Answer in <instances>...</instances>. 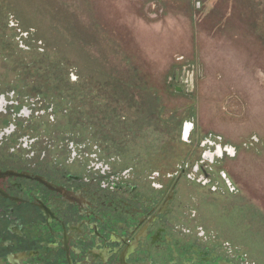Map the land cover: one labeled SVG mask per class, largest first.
Wrapping results in <instances>:
<instances>
[{
  "label": "flooded vegetation",
  "instance_id": "1",
  "mask_svg": "<svg viewBox=\"0 0 264 264\" xmlns=\"http://www.w3.org/2000/svg\"><path fill=\"white\" fill-rule=\"evenodd\" d=\"M8 18L0 22V32H11L0 36V264H245L205 226L214 219L203 212L204 199L236 191L218 165L231 156L228 146L210 134L192 142L193 123L184 120L172 137L190 144L183 158L154 149L133 162L128 133L153 120L164 135V106L157 101L150 120L107 126L100 120L115 113V100L98 82L3 69L30 48L32 32ZM183 68L172 78L178 91L187 84ZM90 98L108 105L85 112L82 100ZM199 200L202 210L194 207Z\"/></svg>",
  "mask_w": 264,
  "mask_h": 264
},
{
  "label": "rangeland",
  "instance_id": "2",
  "mask_svg": "<svg viewBox=\"0 0 264 264\" xmlns=\"http://www.w3.org/2000/svg\"><path fill=\"white\" fill-rule=\"evenodd\" d=\"M8 16L32 32L25 40L30 48L3 69L77 73L98 82L115 100L109 104L115 113L100 120L107 126L150 120L157 101L164 106V135L153 120L128 133L133 162L154 149L183 158L190 144L177 146L172 137L184 120L193 123L192 142L219 137L231 156L218 165L236 191L204 199L203 212L215 220L206 219V229L245 264H264V0H0V22ZM2 34L7 40L11 32ZM182 67L188 78L178 91L172 78ZM90 99L82 100L85 112L108 105ZM57 116L63 124L64 111Z\"/></svg>",
  "mask_w": 264,
  "mask_h": 264
}]
</instances>
